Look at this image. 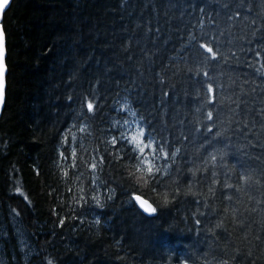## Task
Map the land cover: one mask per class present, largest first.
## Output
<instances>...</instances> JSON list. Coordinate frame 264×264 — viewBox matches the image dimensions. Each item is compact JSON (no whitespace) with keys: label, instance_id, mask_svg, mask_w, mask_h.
<instances>
[{"label":"trees","instance_id":"1","mask_svg":"<svg viewBox=\"0 0 264 264\" xmlns=\"http://www.w3.org/2000/svg\"><path fill=\"white\" fill-rule=\"evenodd\" d=\"M3 24L0 264H264V0H13Z\"/></svg>","mask_w":264,"mask_h":264},{"label":"water","instance_id":"2","mask_svg":"<svg viewBox=\"0 0 264 264\" xmlns=\"http://www.w3.org/2000/svg\"><path fill=\"white\" fill-rule=\"evenodd\" d=\"M13 3V0H9V4L5 7V10L0 13V31L3 33V38H4V67H5V72H4V98H3V103H0V121L6 106V100H7V88H8V72H9V67L7 63V58H8V43H7V35L6 31L4 29V17L7 12V10L11 7ZM137 203L143 208L144 212L148 213V215L152 216L156 213V210L153 211H146V209L151 208L155 209L154 204L145 196L143 195H136L135 196Z\"/></svg>","mask_w":264,"mask_h":264},{"label":"snow or ice","instance_id":"3","mask_svg":"<svg viewBox=\"0 0 264 264\" xmlns=\"http://www.w3.org/2000/svg\"><path fill=\"white\" fill-rule=\"evenodd\" d=\"M9 4V0H0V13L5 10V7ZM211 51V49H209ZM4 38L3 33L0 31V103H3L4 98ZM89 109H92V104L88 105ZM211 116V114H209ZM146 211H155V209L148 208ZM51 264V262H50Z\"/></svg>","mask_w":264,"mask_h":264},{"label":"rangeland","instance_id":"4","mask_svg":"<svg viewBox=\"0 0 264 264\" xmlns=\"http://www.w3.org/2000/svg\"><path fill=\"white\" fill-rule=\"evenodd\" d=\"M130 113L132 114L134 112L130 110ZM132 121H133L132 127H133V130L135 131L134 136L136 137L138 142L143 143V139H142V136L144 133L143 126H142L141 122L139 121V119H137L136 117H134ZM144 146H145V144H144Z\"/></svg>","mask_w":264,"mask_h":264},{"label":"bare ground","instance_id":"5","mask_svg":"<svg viewBox=\"0 0 264 264\" xmlns=\"http://www.w3.org/2000/svg\"><path fill=\"white\" fill-rule=\"evenodd\" d=\"M136 195H142V194H138V193L135 194V195H134V201H135V203L139 206V208L144 212L143 208H142V207L137 203V201H136V198H135ZM145 213H146V212H145ZM146 214H148V213H146Z\"/></svg>","mask_w":264,"mask_h":264}]
</instances>
